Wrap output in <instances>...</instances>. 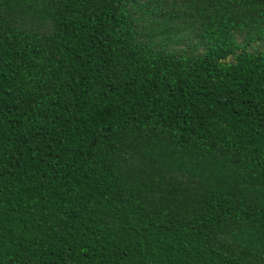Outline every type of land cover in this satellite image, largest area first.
Segmentation results:
<instances>
[{
	"label": "trees",
	"instance_id": "1",
	"mask_svg": "<svg viewBox=\"0 0 264 264\" xmlns=\"http://www.w3.org/2000/svg\"><path fill=\"white\" fill-rule=\"evenodd\" d=\"M0 264H264V0H0Z\"/></svg>",
	"mask_w": 264,
	"mask_h": 264
}]
</instances>
